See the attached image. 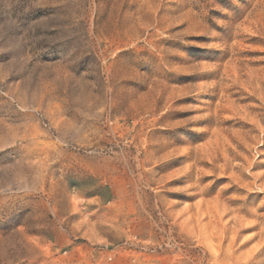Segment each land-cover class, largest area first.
I'll return each mask as SVG.
<instances>
[{
  "label": "rangeland",
  "instance_id": "rangeland-1",
  "mask_svg": "<svg viewBox=\"0 0 264 264\" xmlns=\"http://www.w3.org/2000/svg\"><path fill=\"white\" fill-rule=\"evenodd\" d=\"M0 264H264V0H0Z\"/></svg>",
  "mask_w": 264,
  "mask_h": 264
}]
</instances>
